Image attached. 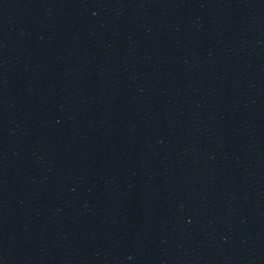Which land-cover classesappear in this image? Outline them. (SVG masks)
<instances>
[{"label":"water","instance_id":"obj_1","mask_svg":"<svg viewBox=\"0 0 264 264\" xmlns=\"http://www.w3.org/2000/svg\"><path fill=\"white\" fill-rule=\"evenodd\" d=\"M0 264H264V0H0Z\"/></svg>","mask_w":264,"mask_h":264}]
</instances>
